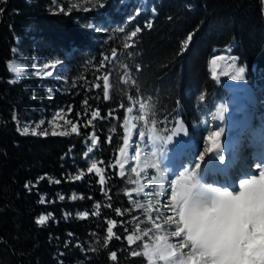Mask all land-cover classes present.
Wrapping results in <instances>:
<instances>
[{"label":"trees","instance_id":"1","mask_svg":"<svg viewBox=\"0 0 264 264\" xmlns=\"http://www.w3.org/2000/svg\"><path fill=\"white\" fill-rule=\"evenodd\" d=\"M133 1L139 0H104L101 7L103 20L140 29L122 43L87 28L90 12L81 15L65 0H0V264H148L131 254L143 252L141 243L127 240L138 213L127 193L134 184L116 164L131 99L147 103L158 133L168 135L178 122L194 130L230 96L209 69L214 49L230 44L248 80L264 82V0H140L138 12L134 4L130 9ZM16 48L25 57H59L63 80L29 74L10 82L7 64L19 56ZM113 52L129 83L112 69ZM59 107L76 132L20 131L49 123ZM92 135L100 173L87 171ZM49 214L45 224L36 223Z\"/></svg>","mask_w":264,"mask_h":264},{"label":"rangeland","instance_id":"2","mask_svg":"<svg viewBox=\"0 0 264 264\" xmlns=\"http://www.w3.org/2000/svg\"><path fill=\"white\" fill-rule=\"evenodd\" d=\"M65 1L69 8H74L75 10L80 11L81 15L90 12L92 18L88 19L86 26L93 32L108 35V38H117L122 43L128 42L129 39H131V33L135 30L128 32L126 27H124L125 25L112 24L110 21L101 18L103 15L101 7L104 5V0ZM122 2H126V0H122ZM133 4L136 5V12L142 8L140 0L133 1L130 9L133 8ZM134 18L135 14L127 20L132 21ZM15 53L19 54L17 48L15 49ZM118 56V52H113L111 54V67L118 75L120 74L122 81L129 83L131 81L130 73L127 71L125 65L120 62ZM214 56L222 57V59L216 61L215 65L212 63ZM12 60L21 61L27 65V74L24 77L33 74L43 79L50 78L56 81H62L64 78V61L57 56L52 58H38L37 56L25 57L24 55L19 54L18 57L13 58ZM45 65L48 67L45 68ZM241 67L245 68V72L239 73L242 77L241 80H236L234 77L238 74L239 68ZM209 69L216 81L229 91L230 97L220 102L214 112L207 114L201 119V121L197 122L192 131L188 130L186 125L178 122L174 125L172 131L168 135L158 133L149 119L147 103L134 99H131L130 101L125 117V137L128 138V144H132L134 141L139 142L140 131L147 134L149 129H151L154 135L161 137L164 141H167V137L172 136L173 133L177 132L179 129L186 131V133H179L174 136L173 140L167 145L161 141H150L144 149V145L142 143L140 144L142 150L144 149V151H147L149 154L152 152L149 166L154 162L153 152L156 153L155 162L158 163V171L155 169L149 171L140 165L139 162L125 163L124 168L121 169L120 163L124 162V156H131L135 153L134 149H130L125 143L121 148L124 149V152L121 153L120 149L118 153L116 164L119 167V172H123L124 175L130 177L134 183L133 188L130 190L134 195L133 202L137 206L138 213L134 231L129 234L133 237L132 244L139 242L143 248L145 243H152L157 235H165L169 231L174 230V228H164L158 232L154 228V223H160L162 225L164 223L163 214L160 215L159 219H157L156 216V210L161 205L163 196L159 180H174L181 172H184L186 168H194L201 151H204L207 156V148L210 145L204 137H206L210 131H220V126L213 127L219 119V109L223 108L225 118L229 117V119L232 118L233 120H239L238 125H232L233 128L227 129V123L223 125L226 130L222 133L219 139V141L221 140L220 143H223L225 147L232 139L239 140L240 147L237 153H235L236 157L238 156L236 159L238 168L234 171L236 181L234 176L232 183L227 182L229 180L226 181L227 186L220 182L222 181L221 178H219L220 181H216L206 179V176L210 178L208 175H205V179H201L198 176L194 182L195 187L191 190L192 201L196 202L211 199L212 194L205 189V185L227 188L235 193L239 191L240 180L256 174L257 169L255 165H264V82H251L248 80L247 68L240 65L238 58L233 55V44L223 48L214 49L209 60ZM39 70H43V72L38 74ZM44 72H50L51 75L43 74ZM213 72L215 75H213ZM105 78H107V84H105ZM105 78L104 84L108 97L111 89L110 75H106ZM13 80L19 81L15 79L14 76ZM46 93L50 96L52 94V89H46ZM234 98L236 101L239 100L240 102L239 109L236 108V104L238 103L232 102V99ZM141 104L144 105L143 110L140 109ZM129 109H133V111H129ZM67 114L68 112L66 110L59 107L54 110L49 123L44 125L41 120L35 124L27 123L20 125L19 128L22 133H24L25 127L28 128V133H32L33 129H35L37 133L46 130H51L55 133H65L69 130L72 131L73 125H75L77 129V124L72 123L67 117ZM201 133H203L202 139H200ZM92 136L86 144L88 149L92 148L94 151V148L98 144V138L95 136L96 144L93 145L91 143ZM228 150L229 147H226V151ZM93 151L86 158L89 161L90 167L95 163L96 168L100 169L93 158ZM204 160H206V157ZM133 168H135L136 171H133ZM153 176H157V180H153ZM166 188L167 185H165V189ZM148 192H150L151 195L144 194ZM207 192L208 195L206 194ZM145 233H147V235ZM137 237H139V240L136 239ZM169 242L175 244L177 241L174 238L169 237Z\"/></svg>","mask_w":264,"mask_h":264},{"label":"snow or ice","instance_id":"3","mask_svg":"<svg viewBox=\"0 0 264 264\" xmlns=\"http://www.w3.org/2000/svg\"><path fill=\"white\" fill-rule=\"evenodd\" d=\"M140 31L137 28L131 33L135 37ZM191 40L189 34L182 47H185ZM222 57L214 56L212 59L213 65ZM48 66L45 65V68ZM7 68L9 72H15L19 75L24 71L22 67L14 66L11 61L8 62ZM43 72L39 70L38 74ZM245 72V68H239L238 74L234 77L236 80H241L239 73ZM43 74L51 75L50 72ZM213 75L215 73L213 72ZM15 82V81H10ZM107 84V78H105ZM105 99H107V91H105ZM144 105H140L143 110ZM133 111V109H129ZM219 119L215 126H220V131H210L204 139L209 143L207 153L214 152L217 149L218 158L224 160V151L220 146L219 139L222 133L225 132L226 118L223 108L219 109ZM93 117L98 116V112L92 113ZM75 125L72 127V132H76ZM24 133H28V128H24ZM179 133H186L185 130L179 129L174 132L172 136L167 137V141L162 140L161 137L154 135L153 131L149 129L148 133L139 132V142L128 144V138L125 137L124 143L130 149H134V155L124 156V162L120 163V168L123 169L125 163L139 162L146 145L150 141H161L165 145L171 142ZM33 135H47V132H36L32 130ZM56 134L55 132L53 133ZM66 135L67 133H60ZM91 143L96 144L95 136H92ZM144 145L142 150L140 144ZM93 149L89 148L85 153L88 157ZM124 149H121V153ZM154 162L151 166L148 162H144V168L151 171L155 169L158 171V163L155 162L156 153L153 152ZM206 155L204 151L200 152L198 160H196L194 168H186L181 172L176 179L159 180L162 196V203L156 210L157 219L160 215L164 216L163 225L154 223V228L159 232L164 228H174L165 235H157L152 243H145L143 245L144 251L132 252L133 256H143L147 259L148 264H264V165H255L256 174L242 179L239 182V191L233 192L227 188L214 187L209 191L215 193L212 198L211 206L203 210H198L195 206H190L192 202L191 190L195 187V181L198 177V170L201 167V162L204 161ZM100 169L96 168L95 163L87 169L89 173ZM136 171L135 168L132 169ZM124 175L123 172L120 173ZM80 177H77L79 179ZM45 177H40V180ZM157 180V176L152 177ZM59 183L60 181H55ZM103 182V177H101ZM165 185L167 188L165 189ZM27 187V186H26ZM151 195L150 192L144 193ZM159 195V193H158ZM75 199V197H72ZM64 200V196L59 197ZM41 199V203H43ZM119 212V209H117ZM81 217H87L88 212L85 211L80 214ZM49 215H40L36 219L39 225L45 224ZM115 224V221H109V225ZM109 236L113 234V228H107ZM147 235V233H145ZM169 237L174 238L177 242L175 244L169 242ZM139 240V237L136 238ZM129 244L133 243V237H127ZM116 252L111 253V259L116 261Z\"/></svg>","mask_w":264,"mask_h":264},{"label":"bare ground","instance_id":"4","mask_svg":"<svg viewBox=\"0 0 264 264\" xmlns=\"http://www.w3.org/2000/svg\"><path fill=\"white\" fill-rule=\"evenodd\" d=\"M230 97V96H229ZM229 102V100H228ZM232 102L234 103H238L236 104V108L239 109L240 108V102L239 100L236 101V99H232ZM226 127L227 129L228 128H233L234 124H237L239 123V120H233L232 118L229 119L226 118ZM233 125V126H232ZM221 142V140L219 141V143ZM228 145L226 146L227 148L229 147V150L226 151V147L224 146L223 143H220V146L221 148L223 149L224 151V160L221 161L218 156H217V152L218 151L217 149H214V152L212 153H208L207 156H206V160H208L209 162H213V163H221V164H224L226 166V168H228V171L230 172V178H229V181L227 182H230L232 183L233 180H234V174H233V171H236V169L238 168V165L236 164V155L235 153H237V151L239 150V147H240V143H239V140H231L227 143ZM152 152L149 154L147 153V151H143L142 152V156L140 158V161H139V164L142 165L144 167V162L147 161L148 162V165L150 164V156H151ZM235 156V157H234ZM152 159V158H151ZM151 166V165H150ZM203 166H204V162L201 163V167L200 169L198 170V176L203 179L205 177V175H208L210 178H221L219 175H214L212 173H208V172H203ZM222 179V178H221ZM208 195V192L206 193ZM212 194V193H211ZM210 194V195H211Z\"/></svg>","mask_w":264,"mask_h":264},{"label":"clouds","instance_id":"5","mask_svg":"<svg viewBox=\"0 0 264 264\" xmlns=\"http://www.w3.org/2000/svg\"><path fill=\"white\" fill-rule=\"evenodd\" d=\"M10 61H11V63L14 66H19V67H22L24 69V71L21 72L19 75H17V73H15V72H11V74L15 77V79L20 80L21 78H23L27 74V65L24 64L23 62L17 61V60H10ZM204 187H205L206 190L209 191L210 188H214V187H217V186L205 185ZM211 193H212V196H211L210 200H202V201H196V202L192 201L190 203V206H195V207L198 208V210H203L206 207H210L211 206V202H212V198L215 196V193H213V192H211Z\"/></svg>","mask_w":264,"mask_h":264}]
</instances>
